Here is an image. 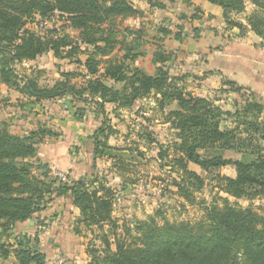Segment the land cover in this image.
I'll return each mask as SVG.
<instances>
[{"label": "rangeland", "instance_id": "1", "mask_svg": "<svg viewBox=\"0 0 264 264\" xmlns=\"http://www.w3.org/2000/svg\"><path fill=\"white\" fill-rule=\"evenodd\" d=\"M128 1L137 9V13L132 17H116L115 27L118 31L115 32V39L124 41L123 46L125 42L136 46L135 50L141 54L133 60L122 59L126 50L123 46L121 49L120 43L115 44L107 55L99 51L94 52L92 46L81 42L79 30L72 28L68 19L57 11L45 16L34 14L32 18L27 19L23 29L46 39L66 36L78 50L70 53L71 47L66 46L60 48L58 55L53 50H48L32 60L15 59L9 62L8 68L15 74V77L10 76V83L3 82L1 76L3 62L9 53L0 52L1 127L18 135H27L35 130L43 131V141L37 144L38 149L39 144L63 140L62 137L68 135L66 129L69 128L78 141L83 143L106 122L103 131L98 134L104 145L98 147L96 153H93L92 147L85 153L82 151L79 160L84 162L78 164L85 165V175L81 176V179L88 191L95 188L108 191L112 202L111 216L116 223L115 229H111L109 225H104L103 230L96 225L87 226L82 221L79 208L73 204L71 194L68 193L60 195L65 201L62 206L59 204L62 208L59 217L46 205L51 202V194L44 198L41 210L36 212L32 219L17 222L13 229L4 233L0 230L1 242L9 245H15L19 235L29 237L32 246H37L40 251L46 253L45 264H60L56 260L58 255L64 259L61 264H88L104 249L105 235L111 243L110 249L115 248L114 234L126 244H138L142 247L141 240L146 239V234L152 227L173 222H188L192 225L202 218L206 205L221 207L223 198L236 208L249 210L259 219L264 216V194L236 198L223 190L224 184L220 182V176L233 177L235 171L231 167L205 172L196 164L188 162L186 168L196 172L204 181L201 189L192 192V201L185 197L188 192L185 189L181 191L177 186L187 183L182 169L174 160L178 159V152L174 147L178 141L177 130L173 128L172 117L168 115L170 111L178 109L175 101L160 107V96L151 93L140 98V105L136 109L113 104L105 105L101 110L95 104L97 98L90 96L88 92L81 94L87 98L85 101L65 94L36 102L34 97L27 94L25 80L41 89H51L60 83L74 85L79 89L86 87L91 76L86 75L84 62L90 54L95 61H99L95 64V76L103 73L108 60L126 65L128 63L126 75L132 72L129 67H137L153 74L156 65L151 58L156 51H162L169 56L165 62L169 78L181 88L182 95L206 98L223 111L232 113L223 116L220 121L221 128L240 125L241 130L237 135L247 138L248 134L243 132L247 125L243 121L262 123L259 125L260 131L252 136V142L259 145L264 154V85L261 83L258 89H253L231 80L222 70H216L219 66L227 65L225 57L240 53L243 42L255 44L257 49L264 52V22L261 21L264 12L258 11L249 0H240V4L227 13L223 12L221 6L205 0L217 8L218 14L207 13L205 9L203 12L199 0ZM252 14L260 16L258 29L262 35H258L249 23L248 18ZM125 27L132 29V36L125 35ZM133 36H136L135 44L131 42ZM159 45L164 48L159 50ZM191 65L195 67L191 68ZM203 67L207 71L203 70ZM209 74H212V81L206 82ZM260 75L259 79L264 77V69ZM179 77L182 79L178 80ZM238 79H241L240 76ZM104 81L113 83L109 79ZM230 81L234 86L229 84ZM114 87L120 88L121 84L115 83ZM236 87L240 89L235 90ZM247 103L259 105L260 109L254 108L243 115H234L236 111L243 112L242 109ZM250 133L253 131L250 130ZM152 140L168 151L157 163L150 160L148 153ZM71 152L78 156L76 146H73ZM228 154L234 155V152ZM37 155L36 150L35 156L28 158L33 164L31 169L35 176L44 177L42 172H45L46 181L57 177L56 184L59 181L72 182L74 178L66 171L55 169L56 166L45 163ZM55 221L61 224L58 229L53 223ZM59 235L61 237L57 241L47 240ZM95 250L98 252L95 253ZM0 264H15L13 255L4 257L0 254Z\"/></svg>", "mask_w": 264, "mask_h": 264}, {"label": "trees", "instance_id": "2", "mask_svg": "<svg viewBox=\"0 0 264 264\" xmlns=\"http://www.w3.org/2000/svg\"><path fill=\"white\" fill-rule=\"evenodd\" d=\"M206 1L221 6L225 13L240 4V0ZM249 1L258 11L264 12V0ZM54 11L65 16L71 27L79 30L82 43L92 46L94 52L99 51L106 55L115 44L120 43L121 49L123 46L124 41L115 39V32L118 31L115 27L116 17H132L137 13V9L128 0H0V52L9 53L1 69L3 82L10 83V76L15 77L13 70L8 68L9 62L15 59L32 60L48 50H53L58 55L60 48L66 46L71 47L70 53L78 50L66 36L46 39L23 29L27 19L34 14L45 16ZM258 17V14H252L248 20L254 31L262 35L258 29ZM263 18L261 21L264 22ZM124 30L125 35H131L132 29L125 27ZM135 41L136 36H133L131 42L135 44ZM123 47L126 54L122 59L133 60L141 54L135 50L136 46L126 42ZM158 47L159 50L164 48L162 45ZM151 59L156 65L153 74L137 67H129L132 72L126 75L128 63L126 65L108 60L100 77L95 76V64L99 61H95L90 54L84 62L86 75L91 76L86 87L79 89L74 85L60 83L51 89H41L25 80V88L27 94L34 97L36 102L65 94L85 101L87 98L81 94L88 92L90 96L97 98L95 104L101 110L105 105L113 104L136 109L140 105V98L151 93L160 96V107L175 101L178 109L170 111L168 115L172 117V126L177 130L178 141L174 147L178 152V159L174 160L187 180V183L177 186L181 191L185 189L188 192L185 197L192 201V192L201 189L204 181L196 172L186 168L188 162L196 164L205 172L222 167L233 168V177L220 176V182L224 184L223 190L232 197L264 194V154L259 145L252 142V136L260 131L259 125L262 123L243 121L247 125L243 130L248 134L247 138L237 135L241 130L240 125L221 128L220 121L223 116L232 115L231 112L223 111L206 98L182 95L181 88L169 78L168 67L165 66L169 56L162 51H156ZM105 79L113 83L108 84ZM115 83L121 84V87L115 88ZM229 84L234 86L231 81ZM239 89L240 87L235 88ZM258 106L247 103L242 109L243 112L236 111L234 115H243L254 108L259 110ZM105 123L83 141L86 151L92 147L93 153H96L98 147L104 145L98 134L103 131ZM250 130L253 131L252 134ZM43 136V131L35 130L27 135H18L0 126L1 232L13 229L17 222L32 219L41 210V204L47 195L60 196L68 193L87 226L96 225L103 230L104 225H109L111 229H115L116 223L111 216L112 202L107 190L95 188L88 191L81 177L73 179L71 183L59 181L56 184L57 177L46 181L47 173L42 172L44 177L33 174V164L28 158L35 156L37 144L43 141ZM228 152H234V155ZM148 153L150 160L157 163L168 151L152 140ZM146 236L145 240H141L143 245L140 247L138 244H126L114 234L115 248L110 249L111 243L105 235L104 249L88 264H264V216L259 219L249 210L231 205L225 198L221 207L206 205L202 218L192 225L188 222L164 223L152 227ZM0 254L4 257L12 254L15 264H45L46 260L45 253L37 246H32L31 239L26 235H19L15 245H9L1 242L0 234Z\"/></svg>", "mask_w": 264, "mask_h": 264}, {"label": "crops", "instance_id": "3", "mask_svg": "<svg viewBox=\"0 0 264 264\" xmlns=\"http://www.w3.org/2000/svg\"><path fill=\"white\" fill-rule=\"evenodd\" d=\"M191 2L193 1L191 0ZM199 5L201 6L202 11L205 9L207 13L218 14L217 8L209 5L205 0H199ZM257 48L258 47L255 44L243 42L239 49L240 53H233L225 57V63L227 65L225 64L226 66L223 67L219 66L216 68V70H222L224 75L229 76V78L231 80H234L235 82H240L241 85L253 89H258L261 83L264 85V77H260V79L258 78V76H261L260 74H262L264 69V52L261 49ZM237 60L239 62V66ZM232 61H234V64H232ZM192 67L195 66L191 65V68ZM203 70L207 71V69L205 68ZM210 75L212 76V74H209L207 76L208 78L206 82L212 81ZM238 76H240L242 80L238 79ZM64 128H66V125H64ZM66 132L68 133V135L62 137L63 140L50 141L45 144H39L37 149V156L45 163H50L51 165L56 166L57 168L55 169L66 171L75 180L84 175L83 170L85 168V165H79L78 163L84 162L83 160L81 161L79 159L82 156V151L83 153H85L86 150L83 147L82 142L78 141L75 134L70 131V128L69 130L66 129ZM73 146H76L78 148V156L74 155L71 152ZM64 201L65 199L63 196L53 195L51 198V202L46 205L49 206V209L59 217L62 209L61 206ZM59 204H61V206H59ZM53 223L57 229L61 227V224L58 221H55ZM60 237L61 235L57 237H49V239L47 240L49 242L54 241V239L57 241Z\"/></svg>", "mask_w": 264, "mask_h": 264}, {"label": "built area", "instance_id": "4", "mask_svg": "<svg viewBox=\"0 0 264 264\" xmlns=\"http://www.w3.org/2000/svg\"><path fill=\"white\" fill-rule=\"evenodd\" d=\"M56 260H57V263H60V264L64 262L63 257L59 255L56 257Z\"/></svg>", "mask_w": 264, "mask_h": 264}]
</instances>
